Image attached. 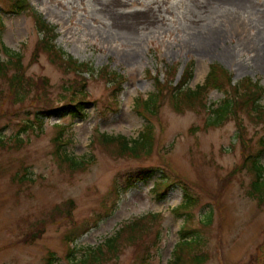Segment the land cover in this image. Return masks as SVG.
<instances>
[{
	"label": "rangeland",
	"instance_id": "1",
	"mask_svg": "<svg viewBox=\"0 0 264 264\" xmlns=\"http://www.w3.org/2000/svg\"><path fill=\"white\" fill-rule=\"evenodd\" d=\"M29 1L55 28L57 47L95 70L64 69L38 46L36 12L17 13L11 0H0L2 41L20 52L37 82L25 101H16L0 76V264H47L50 253L52 264H79L89 247L141 217L152 229L102 264H168L185 226L201 228L204 264H264V202L250 195L253 173L245 161L263 147L264 123L243 110L241 118L206 127L208 110L177 112L169 97L148 118L136 105L157 91L154 77L162 82L177 69L176 84L190 60L192 88L214 63L231 71L233 83L249 76L264 87V0ZM108 72L124 79L115 96ZM81 81L86 118L53 116L22 130L27 117L35 121L38 108L61 104L69 85ZM223 97L212 90L210 108ZM147 122L155 148L145 158L115 155L100 141L102 133L136 138ZM62 147L89 164L70 169L56 156ZM150 166L155 176L117 194L127 172ZM162 171L171 179L159 198L153 188ZM181 180L199 201L190 220L176 211L184 201Z\"/></svg>",
	"mask_w": 264,
	"mask_h": 264
},
{
	"label": "trees",
	"instance_id": "2",
	"mask_svg": "<svg viewBox=\"0 0 264 264\" xmlns=\"http://www.w3.org/2000/svg\"><path fill=\"white\" fill-rule=\"evenodd\" d=\"M11 7L13 11L20 13L23 10L33 9L29 0H11ZM38 27L41 37L38 41V46L42 47V51L54 56V60H58L60 66L67 70H73L77 73H92L94 67L87 62H80L72 56H67L64 51L59 49L55 43L58 34L55 28L43 19L41 14H38L35 9ZM40 47H38L39 49ZM1 53L5 54V58L1 57ZM193 60L186 65L180 80L174 83L176 77L175 71H168L166 79L160 81L159 77H154L157 85V91L153 92L146 99H137L136 105L142 107L141 114L146 118L154 115L159 109V105L165 98L169 97L172 107L177 112L183 111H209L210 115L206 120V127L221 126L229 120L241 118V111H246L255 121L264 123V104L262 103L264 96V87L259 83V80H253L251 77L246 76L241 80L233 83V76L229 69H226L221 64L214 63L210 66V70L206 75L204 81L195 88L190 86V81L194 76ZM169 75V78H167ZM0 76L7 77L10 84L13 97L16 101H25L28 94L36 88V81L34 78L28 76L24 70L22 55L20 52L13 51L8 48L1 38L0 33ZM107 76L110 77L109 81L112 82L114 87L113 96L122 90L123 80L121 75L114 72H108ZM84 81L87 80L83 79ZM84 81L75 85H69L67 93L70 92L68 97L63 99L61 104H48L35 112L36 120L32 121L27 117L23 131L33 129L36 125L43 126L45 118L57 116L65 118L68 115L72 117L86 118L85 106L89 103L86 101L87 91L85 90ZM114 84V85H113ZM166 84V87H165ZM81 86V87H79ZM33 88V89H32ZM83 88V89H82ZM32 89V90H31ZM219 90L224 93V97L211 107L208 104L209 93L212 90ZM166 90V92H165ZM66 93V94H67ZM39 93L36 95L38 100ZM34 98V97H33ZM117 99V96H116ZM149 120V119H148ZM28 121L30 123H28ZM37 123V124H36ZM100 141L105 147L113 149L115 155L124 158H145L154 151L155 148V128L151 122H147L140 130L136 138H128L122 134H106L102 133ZM62 146V145H61ZM61 159V162L67 165L70 169L86 168L89 164L87 159H77L70 155L64 147L56 153ZM245 161L250 163V170L253 173V179L250 186V195L255 197L260 203L264 202V142L263 147L256 152L250 153ZM155 167H138L135 170L127 172L123 180V188H115L119 190H128L133 188L138 182H146L151 177L157 174ZM161 181L154 186L153 191L157 193L159 198L165 197L164 189L169 182L170 176L162 171ZM181 185L184 188V201L176 208L179 215L185 216L188 220L191 218V210L198 203V199L188 191V184L186 181L181 180ZM164 188V189H162ZM156 214L151 218L155 219ZM210 219V218H209ZM208 219V220H209ZM211 220V219H210ZM209 222V221H206ZM205 222V225L207 223ZM152 229L148 218L141 217L132 222L123 225L113 235L107 237L104 242L97 247H89V252L84 256L79 264H102L103 262L114 260L118 258L121 251L126 244L137 243L143 239L142 234L148 233ZM41 231L38 235L41 234ZM205 245L204 235L201 228L185 226L179 231V240L175 243L172 251L171 258L168 264H204L209 260L208 253L203 249ZM72 251H75L72 249ZM264 257V252L261 257ZM259 257V263L262 258ZM54 253H50L47 259V264H52L55 261Z\"/></svg>",
	"mask_w": 264,
	"mask_h": 264
}]
</instances>
